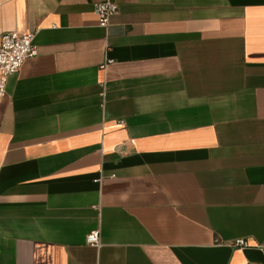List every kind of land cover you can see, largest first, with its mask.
<instances>
[{"label": "crops", "instance_id": "0c3cea01", "mask_svg": "<svg viewBox=\"0 0 264 264\" xmlns=\"http://www.w3.org/2000/svg\"><path fill=\"white\" fill-rule=\"evenodd\" d=\"M100 1L0 0V264H264V0Z\"/></svg>", "mask_w": 264, "mask_h": 264}, {"label": "built area", "instance_id": "2783aa9c", "mask_svg": "<svg viewBox=\"0 0 264 264\" xmlns=\"http://www.w3.org/2000/svg\"><path fill=\"white\" fill-rule=\"evenodd\" d=\"M117 4L111 0H103L95 4V12L98 23L106 26L111 16L117 12ZM35 32L20 34L16 31H6L0 36V101L5 92L8 77L17 72L21 64L27 58L34 56L37 52L33 43ZM85 241L90 246H99V233L89 232ZM239 246H246L244 240H237L234 243Z\"/></svg>", "mask_w": 264, "mask_h": 264}]
</instances>
